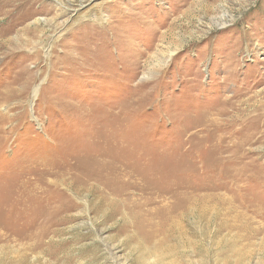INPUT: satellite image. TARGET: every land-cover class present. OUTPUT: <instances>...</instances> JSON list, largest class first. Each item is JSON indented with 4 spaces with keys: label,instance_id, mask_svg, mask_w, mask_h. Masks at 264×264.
<instances>
[{
    "label": "rangeland",
    "instance_id": "374dc122",
    "mask_svg": "<svg viewBox=\"0 0 264 264\" xmlns=\"http://www.w3.org/2000/svg\"><path fill=\"white\" fill-rule=\"evenodd\" d=\"M0 264H264V0H0Z\"/></svg>",
    "mask_w": 264,
    "mask_h": 264
},
{
    "label": "bare ground",
    "instance_id": "6f19581e",
    "mask_svg": "<svg viewBox=\"0 0 264 264\" xmlns=\"http://www.w3.org/2000/svg\"><path fill=\"white\" fill-rule=\"evenodd\" d=\"M114 182V181H113ZM159 256V255H158ZM162 256V255H161ZM161 258V257H160Z\"/></svg>",
    "mask_w": 264,
    "mask_h": 264
}]
</instances>
